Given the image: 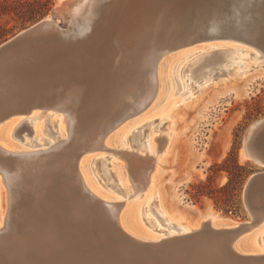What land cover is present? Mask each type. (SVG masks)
Returning <instances> with one entry per match:
<instances>
[{"label": "bare ground", "instance_id": "bare-ground-1", "mask_svg": "<svg viewBox=\"0 0 264 264\" xmlns=\"http://www.w3.org/2000/svg\"><path fill=\"white\" fill-rule=\"evenodd\" d=\"M97 1L57 0L55 18L45 17L50 31H81L79 26L90 19ZM175 5V0H119L108 22L94 25L87 38L64 36L0 63V84L7 85L0 93V188L5 197L3 209L0 202V264H264L261 210H250L251 221L230 222L214 214L189 223L175 217L168 206H158L149 224L158 226L160 220L164 234L135 225L141 223L145 203L138 197L148 198L154 171L175 143L171 116L164 118L162 134L163 121L145 136V129L136 126L151 120L148 115L163 97L166 82L184 94L187 88L213 80L209 75L215 67L229 72L231 66L225 64L249 50L227 44L208 51L222 39L254 47L258 55L251 60L264 67V42L255 26L235 35L183 41L178 30L187 16L181 17ZM57 18L66 21L65 29ZM163 30L173 34L163 39ZM201 49L208 53L193 59L173 82L177 53ZM43 54L49 61L42 60ZM172 103L163 106L170 108ZM40 117L44 120L37 124ZM263 122L250 126L248 143H253ZM127 136L131 143L126 145ZM109 156L119 159L112 161L111 170L118 169L128 188L123 192L126 198L107 194L92 177L101 159L104 176L113 181L106 163ZM242 156L264 164V156L253 146L248 153L242 148ZM240 225L243 228L234 231ZM240 236L248 239L251 249L239 248L235 240Z\"/></svg>", "mask_w": 264, "mask_h": 264}, {"label": "rangeland", "instance_id": "rangeland-1", "mask_svg": "<svg viewBox=\"0 0 264 264\" xmlns=\"http://www.w3.org/2000/svg\"><path fill=\"white\" fill-rule=\"evenodd\" d=\"M56 1L0 0V43L22 29L50 15ZM208 1L209 3L204 6L205 9L199 5V7H192L193 10L191 9V11L188 10L189 14L183 22V25H178V28L181 26L180 30H178V38L180 40H195L201 36L236 34L240 29L250 27L251 25L252 27L255 26L256 29L264 27L262 26L264 25V0ZM118 3L119 0H98L94 12L90 15V19L85 24L79 26L81 31L75 34L71 32V34L73 36L77 35L87 38L94 28V25L108 22L112 10L118 6ZM175 4L174 7L177 12L181 10L183 12L185 10L182 5ZM98 18L99 20H103L104 18L103 22L99 21ZM56 20L62 29L67 27L65 20L60 18ZM85 28L86 30H84ZM171 34L173 33L163 30L162 38H167ZM216 42L215 47L207 48L208 51L216 47L222 50L223 48H227V44H229L239 45L243 49H248L249 52L246 53V51H243L242 54L238 53L235 59L236 61L233 64L226 63L225 66H231L229 67V72H221L222 70L220 68L216 69L215 67L209 75L213 80L187 88L184 94L182 93L183 95L177 94L175 89L172 88L173 84L167 81L165 84L166 88L163 91V97L160 99L159 104L151 111L152 114L148 115V119L151 120H143L136 125L139 130L145 129L143 133V136H145L159 121H163L164 125H162L159 131L162 134L165 123L167 122L164 118L171 116L170 119L173 120V128L176 130L173 150L159 162L157 169L154 171L155 174L152 186L149 188L148 198L144 195L138 197L139 200L145 199L141 213V223L138 225L135 224L139 229L145 227L159 234L165 233L164 230L159 229L160 226L163 227L160 220H157L158 226L152 225L150 227L149 224L151 220H155L153 210H156L158 206H162L163 208H167L166 206H168L169 209L173 210V214H176L175 217L181 216L189 223H198L203 216L214 214L230 222H241L250 218L248 208L244 201V185L252 173L264 170V165L253 161L248 156H242V140L248 125L254 120L264 118V74L261 73L264 67H259L257 59L251 60L253 55H258V51L254 47L239 43L233 39H222V41ZM203 51L201 49L197 52L191 50L188 54L184 52L177 53L176 56H178L179 61L176 59L172 64V81L174 82L175 77L181 76L182 72L184 73L186 71L187 66L194 61L193 59H196L200 54L204 55L208 53L207 51L200 53ZM37 55L33 54L34 58L40 57V55ZM43 55L44 58L42 60L49 61L46 60L47 56L45 54ZM219 74L221 75L218 76ZM5 86L7 85L0 84V93L6 89ZM170 86L172 88L171 91L169 90ZM187 93H191L190 97H185ZM170 100L173 102L172 107L163 106ZM43 120L40 117L35 119V122L38 124ZM258 131L254 136L255 140L253 138L252 145H256H253V148L264 156V124ZM3 132V136H5L6 131L4 130ZM3 132H1V135ZM25 132L27 131H23L22 134ZM126 134L128 135L129 132ZM129 137L127 136V139L124 141L126 145L131 143ZM134 146L137 148L136 145ZM230 150L236 153L238 162L244 165L246 169V175L238 185V190L236 191L235 206L226 210L221 205H217L208 196H201L198 200L194 199L192 197L193 186L205 181L209 173L213 174L212 184L214 186L219 187L227 182L228 176L226 171L217 170L216 172H212L210 166L214 163L219 164ZM104 152L108 155L107 151ZM116 160L119 159L109 156L106 161L108 163L107 168L111 170L112 161L117 163ZM129 167H126V169L130 170ZM110 172L113 177V186L110 185L112 182L104 176L102 160L97 159L96 165L92 170V173H95V175L93 176L92 174V177L98 186L107 194L114 195L120 199L126 198L123 192H128V188L124 187L120 174L118 176V169H112ZM248 200L255 208L264 206V180L257 182L250 189ZM0 202L1 209H3L5 197L1 188ZM131 210L133 211L135 208L131 207ZM165 216L168 217L167 214ZM183 219H180V222L184 223ZM235 241L240 246L239 248L251 249L246 237L240 236ZM167 253L164 252V260H168V256L170 257Z\"/></svg>", "mask_w": 264, "mask_h": 264}, {"label": "water", "instance_id": "water-1", "mask_svg": "<svg viewBox=\"0 0 264 264\" xmlns=\"http://www.w3.org/2000/svg\"><path fill=\"white\" fill-rule=\"evenodd\" d=\"M175 3H179L184 7L185 10L183 12L180 11L181 12L180 16L186 17L189 14L188 10L189 11H191V9L193 10L192 7H196V6L201 5L204 8V6H206V4L209 3V1L208 0H175ZM50 16L52 18H55L52 11L50 13ZM262 29L263 28H260L258 31L259 32L258 37L260 39H262V41L264 42V31ZM56 32H58V31H56ZM59 33H62V34H59L60 35L59 36L58 34L50 31V27L48 26V23H47L45 17L40 19L39 21L31 24L30 26L24 28L23 30L14 34L12 37H10L7 40L0 43V63L4 62L6 59L15 58V56L17 54L22 53L23 51L28 49L30 46H34V47L46 46L52 42H55L57 39H59L61 37L62 38H65V37L71 38L72 37L71 36L72 34L70 32L66 33V32L61 31ZM228 35H235V34H228ZM202 38H205V37H199L196 39H202ZM258 120L264 121V118H260V119L254 120V121H258ZM254 121H252L248 125V127L245 131L243 140H242V148H243L245 153H248L249 147L253 146L252 141H250V143H248L247 136L250 132L249 128L253 124ZM263 124H264V122H263ZM249 157H251V159L253 161H256V162L262 164V162L259 159H255L252 156H249ZM262 165H264V164H262ZM263 180H264V170L252 173L247 178V180L245 182L244 190L246 191V197H244V201H245V204L248 208L249 214H250V210H253L256 212L259 210L264 211V206L261 208H255L249 203V200H248L250 189L257 182H261ZM245 186H246V188H245ZM262 208H263V210H262ZM250 221H251V215H250ZM242 228L243 227L240 225V226L236 227L234 229V231H239Z\"/></svg>", "mask_w": 264, "mask_h": 264}, {"label": "trees", "instance_id": "trees-1", "mask_svg": "<svg viewBox=\"0 0 264 264\" xmlns=\"http://www.w3.org/2000/svg\"><path fill=\"white\" fill-rule=\"evenodd\" d=\"M212 172L224 170L227 173L228 180L221 186L212 184L213 174L209 173L206 180L199 182L193 186L192 197L198 200L201 196L212 198L217 205H221L223 209L229 210L235 206L236 191L238 185L246 175L245 166L240 164L236 153L230 150L227 156L219 163L210 166Z\"/></svg>", "mask_w": 264, "mask_h": 264}]
</instances>
